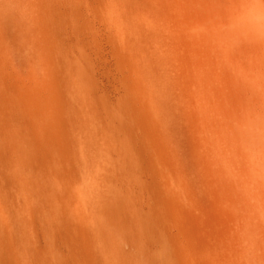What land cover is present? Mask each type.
<instances>
[{
    "label": "rangeland",
    "instance_id": "374dc122",
    "mask_svg": "<svg viewBox=\"0 0 264 264\" xmlns=\"http://www.w3.org/2000/svg\"><path fill=\"white\" fill-rule=\"evenodd\" d=\"M6 1L0 0V264H264L263 234L251 230L262 196H247L242 182L248 175L246 118L228 93L227 73L186 40L191 37L171 39L169 80L161 89V142L153 146L156 163L175 190L173 206L165 221L160 200L106 201L90 234L73 209L83 166L101 161L107 149L103 135L112 133L115 122L120 124L115 130L129 131L116 110L125 91L120 37L112 20L117 0H23V12L16 0L14 6ZM216 2L204 4L200 14L211 15L222 0ZM194 5V0H160L155 6L172 28L189 29L193 24L179 20L177 9ZM84 76L91 80L86 83ZM72 87L91 97L82 103L78 96L71 99ZM126 133L121 140L116 136L114 174L123 176L125 186L137 177L148 187L155 173L139 168L137 159L146 164L150 157L140 149L143 141ZM218 144L230 145L226 160L241 169L222 164L220 180L212 169ZM20 158L23 170L15 168ZM30 196L37 204L28 202ZM162 236L170 241H161Z\"/></svg>",
    "mask_w": 264,
    "mask_h": 264
},
{
    "label": "bare ground",
    "instance_id": "6f19581e",
    "mask_svg": "<svg viewBox=\"0 0 264 264\" xmlns=\"http://www.w3.org/2000/svg\"><path fill=\"white\" fill-rule=\"evenodd\" d=\"M5 1L4 4L6 5ZM11 1L7 0L6 2H10L11 6H14L12 3L15 0ZM159 1L117 0L114 14L112 15L114 28L120 37L122 50L120 54L122 72L121 74L119 73L120 76L122 75V78H119L123 80V85L125 86V91L121 88L124 91V97L121 100L120 108H116V110L117 112L120 111V116L125 120L124 123H126V127L127 129L129 128L130 133L133 132L135 138H140L139 140L143 141V145H145L143 148H146V150L139 147L144 152H147V156L150 159L149 163L145 164L143 159H139L138 157V165L141 169H151L155 173V182L147 187L136 177L132 181V184L129 183L128 186H125L126 180L123 176L119 174V177L116 178L117 176L114 172H116V168L119 166L114 162V154L119 149V145H117V142H119L118 139L120 138L121 140L126 132L112 128L120 125H118L119 122H115L116 125L114 123L111 127L112 130H108L110 132L112 131V133H109L107 131L109 126L107 125L106 129V124L103 122L105 124L104 129L108 132V134L103 135L107 149L101 161L95 167L91 163H86L83 166V171L74 193L75 204L73 209L90 226L88 229L90 234H95V228L101 214V207L106 201H111L114 205L119 203L129 205V203L131 204L139 200V197L145 198L151 203L154 199L160 200L162 210L160 207L159 212L162 214L163 219L165 221L167 220L168 211L173 206L172 199L175 190L165 179L164 173L159 169L158 164L160 162L156 163L158 161L156 160L157 153L153 145L156 142H161V138H158L162 120L160 108L163 105V103L161 104L162 97L165 95L161 89L162 84L166 83L168 85V72L170 70L169 54L175 45L171 39H183V41L189 40L194 44L195 48L205 53L213 61V66L216 63L222 71L227 73L231 83L228 93H231L229 95L231 96L233 104H238L237 107L239 109L237 110H240L241 114L246 118L242 126V131L248 137L247 146L249 147V158L245 166L248 175L242 182L246 186L247 196H262V201L259 204L256 203L259 205V208L255 212L258 220L256 224L252 225L251 230L252 232L258 233L257 228H259L264 239V0H222L219 8L215 9L211 15L200 14L199 10H204V4L217 5L216 0H194L196 2L194 8L179 7L177 9L179 20L185 21V23L188 21L193 24L189 26V29L182 26H178L175 29L172 28L171 23L166 19L167 15H161L155 6ZM225 3L227 7H224ZM15 4H18L20 10L23 12V0H16ZM16 7H13V10ZM189 9L195 10L191 11ZM21 14L23 18V13ZM17 15L18 13L16 12L13 14L16 22ZM29 19L24 18L25 21ZM19 22H17V25ZM19 27L21 29L22 25L20 24ZM21 36L23 37V35ZM188 37H191V39H186ZM184 53L188 54L186 51ZM62 54L63 56L66 55L64 53ZM70 55L69 57L72 59ZM58 56L59 54L55 57L59 59L60 57ZM69 57L66 63H68ZM74 58L76 59H73V62H76L75 60L78 59L77 55ZM57 61L59 63V60ZM57 61L54 60L53 63H57ZM79 64L81 65V63ZM120 64L118 65L119 72ZM63 65L61 64L62 67H64ZM65 66L67 67L68 64H65ZM79 68L81 67L79 66ZM88 69L90 68L88 67ZM78 71L77 68V74ZM88 71L85 72L87 73ZM72 72L74 75V71ZM160 73L164 74V80H161ZM63 77L66 78L65 75ZM84 77L86 79V76ZM74 78L70 82H73V85L75 83L78 85L80 79L78 77L75 78L77 80L79 79L78 82ZM70 79L72 78L66 79L65 81L68 82ZM87 80L90 81L91 79L87 77L86 83ZM64 84L67 85L66 83ZM164 90H168V87H165ZM81 92L82 90H79L77 87L68 88L69 97L73 99L74 96H78L79 98L76 99L79 103L84 101L86 95L88 97L90 96L88 93L85 94L86 92L84 91V97ZM131 96L135 97L134 102L131 100ZM202 98L203 96H201ZM201 107L204 110L208 109L204 101ZM106 108L107 106L105 105ZM113 115L110 116L115 118V120L117 117L118 119L120 118V116L116 115L115 117ZM103 119L105 120V118ZM123 126L125 127V124ZM104 129L102 128L103 132ZM117 131H122L123 133L120 132V134L122 133L123 135L121 137L118 136L119 133ZM129 131L126 134L132 135ZM18 134L22 143L21 147L23 148V131L21 129L18 130ZM116 136L119 138L116 139ZM230 148V145L225 144L222 146L218 144L213 151L215 155L214 166L212 168L214 178L219 177L220 166L222 164H225L235 172L241 170L239 167L232 166L226 160L225 154L228 150L230 151ZM123 151L124 154L127 153V149ZM151 160H153L152 164H150ZM14 163L15 168L19 166L23 170V158L16 160ZM121 168L123 167L121 166ZM123 170L121 171L123 172ZM218 179L220 180V178ZM223 180H226L225 177ZM143 194L146 195L141 197ZM28 202L33 205L37 204L31 196ZM19 237L22 238V235H19ZM160 239L161 241H170L166 236H162Z\"/></svg>",
    "mask_w": 264,
    "mask_h": 264
}]
</instances>
